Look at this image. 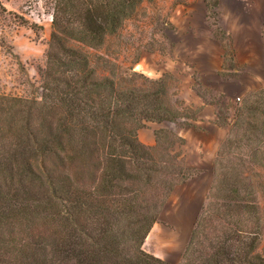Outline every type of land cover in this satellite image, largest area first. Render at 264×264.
<instances>
[{
	"label": "trees",
	"instance_id": "16d2710c",
	"mask_svg": "<svg viewBox=\"0 0 264 264\" xmlns=\"http://www.w3.org/2000/svg\"><path fill=\"white\" fill-rule=\"evenodd\" d=\"M42 1L51 32L38 94H0V264H172L143 245L174 188L200 171L175 130H156L153 146L138 133L188 128L198 109L177 99L171 74L145 77L112 47L154 0ZM200 96L222 126L216 98L231 99ZM226 126L178 264H264V87Z\"/></svg>",
	"mask_w": 264,
	"mask_h": 264
},
{
	"label": "rangeland",
	"instance_id": "374dc122",
	"mask_svg": "<svg viewBox=\"0 0 264 264\" xmlns=\"http://www.w3.org/2000/svg\"><path fill=\"white\" fill-rule=\"evenodd\" d=\"M201 1L154 0L151 4H144L139 15L125 24L114 39L112 47L119 51V61L123 66L132 67L133 71L150 79L171 74L170 69L174 67L172 63H175V60H182L194 67L191 71L194 82L190 84L193 93L209 99L218 97L216 95L219 94H216L215 90L224 89L226 96L231 99L216 98L224 105L220 112L223 124L217 125L228 131L226 124L230 123L234 107L241 103L248 93L263 88L260 86L264 85V70L234 71L225 66L226 70L219 72L218 77L205 67L199 57L192 54L197 44L205 42L207 35L211 36L209 25L214 26L217 23L215 17L207 19L208 22L202 18ZM223 26L224 31L215 30L213 27V32L219 35L224 54H229L225 56L224 64L231 65L234 53L230 50V39L225 31L229 35L234 33L237 36L239 31L243 32V28L232 20L225 21ZM50 27L51 15L42 0H0V94L28 98L37 96L41 83L40 72L45 66ZM181 73L186 75V72L176 69V76L171 75L179 82L177 77ZM227 80H240L242 86H227L224 84ZM180 92L178 85L179 100ZM184 105L192 107L185 102ZM216 110L219 114L218 108ZM168 124L177 128L174 123ZM154 226L159 228V235L146 238L144 251L159 259L169 260L172 264H178L189 235L186 233L184 238L179 236V239L175 237L177 230L168 208L164 212L161 211L159 222Z\"/></svg>",
	"mask_w": 264,
	"mask_h": 264
},
{
	"label": "crops",
	"instance_id": "0c3cea01",
	"mask_svg": "<svg viewBox=\"0 0 264 264\" xmlns=\"http://www.w3.org/2000/svg\"><path fill=\"white\" fill-rule=\"evenodd\" d=\"M212 2L215 4L213 9L210 8L207 1L202 0L200 11L204 20L208 22L207 19L215 17L217 23L214 26L208 24L212 31L210 34L208 30L211 36L207 35L205 42L197 44L192 54L197 58L199 57L205 67L218 77L219 72L226 70L225 66L228 67V70L234 69V71L245 69L264 70V0H212ZM227 20H232L243 28V32L239 31L237 36L234 33L231 36L225 31L230 39L228 41L230 50L234 53L233 62H230L231 65L233 63V66L224 64L225 54L221 39L217 33L213 32V27H215V30L224 31L223 23ZM172 64L174 67L170 69L171 74L175 75L174 69L186 72L185 76L184 73H181L177 77L181 90L179 97L186 105L198 109L196 119L191 122L190 127L183 129L175 128L168 123H149L146 128L139 131L138 138L143 145L153 146L156 130H175L185 141L182 148L185 165L200 171L195 178L174 188L162 210L164 212L168 208V211H170L177 230L175 237L179 239V236L184 238L186 233L189 236L191 234L194 221L201 210L212 182V169L217 151L227 131L220 128L216 123L217 110L215 106L205 104L200 97L192 92L190 84H193L194 80L191 78L193 75L191 71L194 67H190L182 60H175V63L173 61ZM224 82L227 86L237 85L239 88L242 86L240 80L234 82L227 80ZM260 87H264V85ZM214 92L219 95H226L224 89L215 90ZM158 230L159 228L156 229V226L153 225L147 239L150 236H158ZM163 260L170 262L166 259Z\"/></svg>",
	"mask_w": 264,
	"mask_h": 264
},
{
	"label": "built area",
	"instance_id": "2783aa9c",
	"mask_svg": "<svg viewBox=\"0 0 264 264\" xmlns=\"http://www.w3.org/2000/svg\"><path fill=\"white\" fill-rule=\"evenodd\" d=\"M237 101H239V98L237 99Z\"/></svg>",
	"mask_w": 264,
	"mask_h": 264
}]
</instances>
